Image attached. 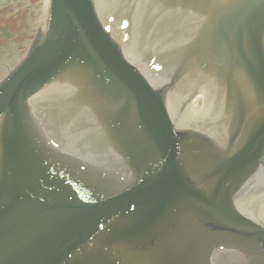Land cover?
Returning a JSON list of instances; mask_svg holds the SVG:
<instances>
[{"label": "water", "instance_id": "95a60500", "mask_svg": "<svg viewBox=\"0 0 264 264\" xmlns=\"http://www.w3.org/2000/svg\"><path fill=\"white\" fill-rule=\"evenodd\" d=\"M262 185L264 0H47L0 80V264H264Z\"/></svg>", "mask_w": 264, "mask_h": 264}, {"label": "flooded vegetation", "instance_id": "af4514ba", "mask_svg": "<svg viewBox=\"0 0 264 264\" xmlns=\"http://www.w3.org/2000/svg\"><path fill=\"white\" fill-rule=\"evenodd\" d=\"M47 0H0V80L24 57L43 20ZM264 221V185L255 186L246 203Z\"/></svg>", "mask_w": 264, "mask_h": 264}]
</instances>
